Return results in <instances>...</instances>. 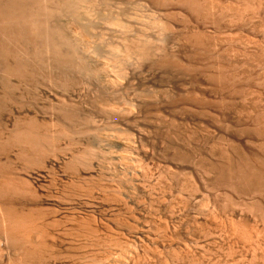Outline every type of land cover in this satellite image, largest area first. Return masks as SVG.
I'll list each match as a JSON object with an SVG mask.
<instances>
[{"label":"rangeland","instance_id":"obj_1","mask_svg":"<svg viewBox=\"0 0 264 264\" xmlns=\"http://www.w3.org/2000/svg\"><path fill=\"white\" fill-rule=\"evenodd\" d=\"M49 1V3H57V0ZM74 1L75 0L72 1L74 8H78H73L75 11L72 10V13H70L71 9L67 10L68 12L66 13L54 12V14H56L55 16L53 14L54 19H52L51 25L54 27L55 24V26L59 24L60 29L66 31L64 32L66 35L63 32L64 35H62L64 38L68 36L69 39H61V44L63 45V51L68 48L65 52L66 54H69L68 52L72 54L68 56L74 59L73 61L70 58L73 63L76 62L75 66L73 63L72 66L70 65L71 63L68 64L70 67L61 65L62 68L65 66L63 70L60 68V65L56 66L57 64L53 63L55 61H53L52 50H47L49 51L48 53L51 52L49 56L47 51L43 50V54H40L41 57L39 56V60L41 58L44 60V63L42 62L43 60L41 63L47 64L50 61L46 60L49 59L51 60L50 63H53L52 65L54 66L48 63L49 67L47 64L45 67L46 69L44 68L45 65L42 67V70L41 67L34 68L38 67L40 61L36 58L37 63L35 59H33V61L31 59L32 62L35 60L33 69L31 68L32 62L29 63L33 72L40 70L37 73L34 72L35 77L33 74H31L32 76L28 74L31 79L27 78V75L24 77L29 80H18L20 76L18 78L17 75L16 77L15 74H7L0 69V98H6L4 99L6 101H2L4 102V106H2L3 109L0 112L2 113L4 108L6 109L0 114L2 122L1 129L4 126V131H6V129H12V132L16 129V126L14 128L13 125H19L20 127L25 121L28 122L34 118V120L39 122L36 121L40 129H43L41 130L42 133L45 134L49 132L48 134L46 133L48 139L50 140V138L54 137V142L57 143H51L54 144L53 146L48 143L50 146L47 144L44 147V151L45 149L48 151L49 148L51 150H57L51 151L49 149L50 153L48 154V152H45V156L43 155L44 153L41 155L38 154L40 155L39 158L44 159L38 161L39 158L37 156L38 159L36 160L39 163L32 162L35 163V165L30 163L32 166L29 162L24 163L25 160L22 161V158L18 157V159H15V157L18 156V148L16 147L11 148V152L8 151L5 156L0 155L3 158L6 157L5 160L2 158V161H7L8 153H10V160H8V162L10 161L11 164L7 162V167L10 166L11 169H13L11 171L13 174L11 172L9 173L8 170L10 169L7 168L8 170H6V174H10L11 176L10 179L13 178V181L17 179L23 182L19 183L20 181L17 182L16 180L15 183H17V185L20 184L23 186L24 181L22 180L24 179L26 182L30 183L31 186H35V189H33V187H28L29 184L28 186H24V188L26 190V187H28L36 191L37 197L34 195V191V193L30 191L31 194L33 193L32 195L29 191H26L27 194H22V197L24 196L23 198L21 195H15L19 196L17 197L19 201L22 200V202H25L26 205L24 206H26V209H32L31 206L36 208L37 206L38 209H33L36 210V212L38 211L39 216L45 217L39 218V216H37L39 221L36 219V223H39V227H37H42V231L41 229L39 230L41 233L38 234L43 236L40 238L38 235V238V236L33 234L34 237H31L33 239L37 237L38 239H35L37 242H40L39 240L41 239L42 242H47L44 243V245H46H43L42 250L44 251V253L42 252V256L45 254L44 257H42V259H44V264H264V206H262L264 205V191H261L260 194L258 190L256 191L253 189L252 192L245 189L244 191V189L240 187H237L240 188V192L237 188V190L234 191L236 186L233 184L231 186V184H229L231 182L224 180L229 184L228 185L224 182H220L223 180L222 178V180H218L220 177L219 169L221 172L223 168L225 169L224 165L228 164L224 162H230L232 160L235 164L238 163V158L235 159L236 156L239 157V153L243 154L245 150L246 155L248 153L249 155L256 154L259 161L261 160L260 158H262V169L260 165H258L261 162L255 164V166L260 168L262 173L264 171V124L262 119L264 116L262 113L264 111V39H262L264 37V17H262V13H264V0H200L202 3L195 0V2L197 1V4H199V9L200 5L202 6L200 9L202 12H200L201 14L199 10L197 11L194 7V9L191 10V4L187 0H183L184 4L181 3V0H168L166 4L164 2L166 0H76V3ZM261 1L263 2L261 3ZM45 2H47V0H45ZM48 2L47 4H49ZM205 2H207V6L212 3L213 5H211V7L208 6L209 8L203 7L206 6ZM163 3L166 6H164ZM180 3L182 6H180ZM229 4L230 6H227ZM223 5L224 7L227 6L225 8L228 9H224ZM252 5L253 9L251 8ZM203 8L204 10H202ZM192 11H197L200 15H203V17L204 15L209 17L211 14L212 16L210 18H203L197 14V12L194 13ZM205 11H210L211 13H207L208 15L203 14L206 13ZM75 12H78L81 17H77L80 15ZM241 12L242 14H240ZM87 13L88 15L86 16ZM165 13H168V15ZM171 15H173V17H171ZM224 17H227V21ZM233 17L234 19H231ZM252 17L253 20H258L256 22L253 21ZM259 17H261V19ZM60 18L63 19V21ZM78 18L82 19L79 20ZM248 18L251 20H248ZM161 19H163L162 22ZM217 21L219 23H217ZM168 24L173 25V27H171V25L167 27ZM209 29L211 30L208 31ZM251 29L255 30L252 31ZM166 31L168 32V37L166 36ZM203 31L206 35H204L205 33ZM234 33L236 38L233 35ZM193 34H197V36L201 35L202 39L205 36L203 40H207L208 37L209 40L206 41V43H209V47L206 43V46H203L204 48L207 47L205 49L200 45H195L194 42L190 40V38L192 39V36H194ZM141 38H143L144 41ZM64 40L65 43L63 42ZM145 40L146 42H152L151 44L148 42L147 45ZM175 40H177V42ZM74 41L77 42L75 43ZM249 41L252 42L250 43ZM138 42L141 44L143 42L142 45L144 46L141 44L138 45ZM239 43H242V46ZM124 46H126L125 48L127 49H125ZM215 46L217 47L215 48ZM199 47H202V49ZM137 48H139L138 52ZM156 48H159L158 51L160 50V52H158ZM164 48L167 49V53L166 51L164 52ZM73 50L75 51L73 52ZM144 51L145 53L143 54L142 52ZM151 51H153V53ZM155 51L158 53H155ZM44 52L47 55H45ZM216 54L219 58L216 57ZM43 55L48 59H45ZM149 55L151 56L149 57ZM169 55H171L172 58H170ZM213 55H215L216 58ZM129 56L133 59H130ZM166 56H169L167 59L169 58L172 61H165ZM240 57L241 59H239ZM137 58L140 60H137ZM147 59L149 60L147 61ZM180 60L182 61L181 63H179ZM174 61L179 63H177V67ZM165 62H167V65ZM171 62L174 63L172 64ZM169 63L172 65H169ZM244 63H246L247 67ZM259 65L261 66L259 67ZM73 66L74 68H71ZM69 68L71 69L69 70ZM57 69L60 73L56 71ZM262 71L263 73H261ZM223 72L227 74V82L230 81L229 77H231V81H233L236 76L235 79L237 80L234 79V84L230 81L233 88H230V83H228V85L218 79H213V77L215 78V75L218 74H224L225 76ZM5 73L6 75H4ZM230 73L234 74V76H231ZM36 74H38V77H36ZM250 74L252 76H250ZM193 75H195V77ZM189 76L191 77L189 78ZM2 78L7 79L5 80ZM62 78L63 80H61ZM32 79H34V82ZM30 80L32 83L29 82ZM49 80L50 82H48ZM15 81L17 83H15ZM26 82L29 83L26 84ZM20 83H22V86ZM6 84H8V86ZM260 84H262L263 87H261ZM3 85H5V87ZM223 86L225 88H223ZM235 86L236 90L239 88H241V90L244 88L246 89L242 92L240 90L238 93V91L235 92L234 90ZM21 87H23V89ZM10 92L12 93L11 96H9ZM243 92L244 95L242 94ZM4 94H6L5 97ZM13 94L15 95L14 97H12ZM199 95L205 98L202 99ZM6 105H8V107ZM259 110H261V113L258 112ZM237 111H239V113ZM256 111L261 114V116L258 114L261 118L255 113ZM129 112L133 115L129 114ZM16 115L19 117V120ZM71 115L73 117H71ZM67 116L70 117L68 118ZM24 118H27V120H24ZM67 120H70V122ZM254 120L258 121L259 128L257 127L254 129L255 126L258 125H255L256 122ZM261 121L262 124L260 125ZM27 122L24 126L27 125ZM259 129L262 130L260 131ZM253 130H258L259 132ZM260 132L262 133L258 135ZM58 133H63L64 135L61 136ZM5 135L7 136V131ZM5 135L3 136L5 137ZM57 135L58 137H56ZM55 138L60 139H58V141ZM232 139L233 144L230 143ZM51 140L49 142H52ZM221 141L222 143H220ZM15 150L17 151L16 154ZM84 152L86 155L88 153L89 155L87 156L89 157H85ZM222 153H225V156H227V154L229 156L230 154L231 156L229 157H232L235 161L224 155L223 158L226 160L223 161ZM237 153L239 155H237ZM72 154L78 155L76 157V155L73 156ZM80 154L83 155L80 156ZM90 154L92 158H90ZM234 154L236 155L235 157L233 156ZM72 157H74V159L79 158L74 160ZM82 157L83 159L88 158L86 159L87 161L85 160L84 162ZM67 160L69 161L68 165H66ZM71 160L72 163H75L74 166L72 165L73 167L71 166L72 163H70ZM88 161L91 163L90 166L88 165L89 163H86ZM222 162L224 164H222ZM36 163L40 164H37L39 167L36 166ZM80 163H82L83 166ZM85 164H87L88 167ZM212 164L214 165L212 166ZM219 164H222L223 167ZM199 166L202 169H200ZM16 167L19 169L17 170ZM207 170L209 171L207 172ZM209 175H211L210 178L208 177ZM16 176L17 178H15ZM26 178L29 180H26ZM28 183H26V185ZM230 188L231 190H229ZM254 191H256V194ZM89 192L91 194H89ZM14 197L13 195V198ZM36 198L39 199L37 200ZM13 200L16 201L15 199ZM29 201L30 203L35 202V204L31 203L32 205L30 204L31 206H28ZM16 203L19 202L16 201ZM23 203L20 202L22 205ZM1 234L0 240L2 242H0V249H2L1 252H4V254L2 253L3 255H1L0 252V263L6 264L8 262L9 264V261H17L19 250L12 245L16 253L13 251L11 245H7L9 249H12V251L9 250L6 244L7 242H9L8 244L11 242L9 239H6V233L2 234L3 236H1ZM46 235L53 236L49 237ZM47 244L49 246H47ZM45 247L48 253L44 249ZM13 252L16 253L15 256L18 255V257L16 256L17 258L10 259V257L13 256ZM57 254L59 256L58 258ZM45 257L48 261H46ZM15 261L13 262L15 263Z\"/></svg>","mask_w":264,"mask_h":264},{"label":"bare ground","instance_id":"obj_2","mask_svg":"<svg viewBox=\"0 0 264 264\" xmlns=\"http://www.w3.org/2000/svg\"><path fill=\"white\" fill-rule=\"evenodd\" d=\"M49 0H47V2H48ZM56 1V0H55ZM59 0H57V3H49V4H47V2H45V0H0V69H1V71L2 72H6L7 74L8 73H10V74H15V76L17 75L18 76V78H19V76H20V78L18 79V80H21V81H26V80H29V79H27V78H30L31 79V77H29L31 74H33V76L35 75L34 74V72L35 73H37L39 70L38 69H36V70H38L37 72L36 71H34L33 72V64H35L34 62H35V60H36V62H37V59L39 60V56H40V54L42 55L43 54V50L44 51H47V50H52L51 52H52V57H53V61H55V62H53L54 64L56 63L57 65L56 66H58V65H60V68H62L61 67V65H67L68 67H70L68 64H70L71 66L74 64V66H75V64H76V62H72L71 61V56L69 57L68 55L70 54V52H68L69 54H66L65 52H66V50L68 49L67 47H65V48H67V49H65V51H63V45L61 44V39H63L64 38V34L66 35V33H64V32H66V31H62L61 29H60V25L59 24H57V26H55L54 25V27H53V25H51V21H52V19H54V16H55V14H54V12H68L67 10H69V9H71V12L70 13H72V10L73 11H75L74 9L75 8H78V7H75L74 8V4L72 3V1L73 0H60L59 2H58ZM76 1V0H75ZM74 1V2H75ZM84 1H88V0H84ZM155 1V0H154ZM159 1V0H158ZM162 1V0H161ZM171 1V0H170ZM170 1H169V3H170ZM179 1V0H178ZM188 2H190V4H191V7H192V9L191 10H193L194 8H196L197 9V11L199 10V13L201 12V8H202V6L200 5V9H199V4H197V1L195 2V0H191V1H189V0H187ZM187 1H186V3H187ZM199 2H201L200 0H198ZM203 1V0H202ZM214 1V0H213ZM229 1V0H228ZM237 1V0H236ZM243 1V0H242ZM253 1H255V0H253ZM252 1V2H253ZM92 2V1H91ZM106 2V1H105ZM165 2V4L168 2V0H166V1H164ZM177 2V1H176ZM185 2V1H184ZM251 2V3H252ZM257 2V1H256ZM263 1H261V3H262ZM76 3V2H75ZM80 3V2H79ZM86 3V2H85ZM84 3V4H85ZM107 3V2H106ZM158 3V2H157ZM160 3V2H159ZM173 3H174V1H173ZM181 3L182 4H184L183 3V0H181ZM181 3H180V6H182L181 5ZM202 3V2H201ZM206 3V6H203V7H207V8H209L208 6H210L211 7V5H213V3L211 4V5H208L207 6V2H205ZM226 3V2H225ZM232 3V2H231ZM244 3V2H243ZM72 4H73V6H72ZM87 4V3H86ZM90 4V3H89ZM105 4V3H104ZM153 4V3H152ZM164 4V3H163ZM164 4V6H166ZM179 4V3H178ZM177 4V5H178ZM189 4V3H188ZM189 4V5H190ZM220 4V3H219ZM235 4V3H234ZM246 4V3H245ZM259 4V3H258ZM80 5H82V4H80ZM95 5V4H94ZM158 5V4H157ZM170 5H171V3H170ZM187 5V4H186ZM256 5V4H255ZM88 6V5H87ZM154 6V5H153ZM160 6V5H159ZM176 6V5H175ZM188 6V5H187ZM227 6H230V4L229 5H227ZM227 6H225V7H227ZM247 6V5H246ZM257 6V5H256ZM264 6V5H263ZM81 7H83V6H81ZM90 7H92V6H90ZM173 7V6H172ZM194 7V8H193ZM213 7V6H212ZM224 7V5H223V8L224 9H228V8H225ZM233 7V6H232ZM243 7H245V6H243ZM259 7V6H258ZM261 7V6H260ZM74 8V9H73ZM83 8H85V7H83ZM82 8V9H83ZM161 8H163V7H161ZM206 8V9H207ZM222 8V7H221ZM252 9H253V5H252V7H251ZM257 8V7H256ZM255 8V9H256ZM262 8V7H261ZM97 9V8H96ZM178 9V8H177ZM180 9H182V8H180ZM179 9V10H180ZM205 9V10H206ZM218 9V8H217ZM230 9V8H229ZM248 9H250V8H248ZM247 9V10H248ZM251 9V10H252ZM260 9V8H259ZM183 10V9H182ZM189 10V9H188ZM202 10H204V8L202 9ZM233 10V9H232ZM245 10H246V8H245ZM250 10V11H251ZM258 10V9H257ZM76 11H78V10H76ZM88 11H90V10H88ZM165 11V10H164ZM168 11V10H167ZM171 11V10H170ZM169 11V12H170ZM195 11V10H194ZM194 11H192V12H194ZM196 11V12H197ZM212 11V10H211ZM214 11V10H213ZM227 11V10H226ZM230 11V10H229ZM228 11V12H229ZM236 11V10H235ZM241 11V10H240ZM244 11V10H243ZM256 11V10H255ZM263 11V10H262ZM81 12V11H80ZM94 12H95V10H94ZM101 12V11H100ZM162 12V11H161ZM196 12H194V13H196ZM204 12V11H203ZM206 13H203V14H206V15H208L207 13H211L210 11H205ZM223 12V11H222ZM225 12V11H224ZM227 12V13H228ZM231 12V11H230ZM69 13V14H70ZM76 13V12H75ZM74 13V14H75ZM78 13V12H77ZM76 13V14H77ZM160 13V12H159ZM164 13V12H163ZM173 13H175V12H173ZM180 13V12H179ZM186 13V12H185ZM190 13V12H189ZM198 12H197V14H199ZM202 13V12H201ZM200 13V14H201ZM221 13V12H220ZM226 13V12H225ZM239 13V12H238ZM247 13H248V11H247ZM250 13V12H249ZM252 13V12H251ZM256 13V12H255ZM254 13V14H255ZM53 14H54V16H53ZM68 14V15H69ZM76 14H75V17H76ZM79 14V13H78ZM90 14V13H89ZM150 14V13H149ZM153 14V13H152ZM166 15H168V13H165ZM171 14H172V12H171ZM183 14V13H182ZM199 14V15H200ZM219 14V13H218ZM221 14H223V13H221ZM232 14H233V11H232ZM240 14H242V12L240 13ZM245 14V13H244ZM263 14V16L262 17H264V13H262ZM59 15H61V14H59ZM71 15V14H70ZM80 15V14H79ZM82 15H83V13H82ZM88 15V13L86 14V16ZM99 15V14H98ZM157 15V14H156ZM162 15V14H161ZM180 15H181V13H180ZM220 15V14H219ZM228 15V14H227ZM226 15V16H227ZM235 15V14H234ZM247 15V14H246ZM91 16H92V14H91ZM96 16V15H95ZM154 16V15H153ZM164 16V15H163ZM174 16H176V15H174ZM179 16V15H178ZM183 16H184V14H183ZM196 16V15H195ZM201 17H203V15H200ZM211 16H212V14H211ZM211 16H209V17H207V16H205L204 15V17H207V18H210ZM216 16V15H215ZM221 16V15H220ZM223 16V15H222ZM230 16V15H229ZM236 16V15H235ZM259 16V15H258ZM77 17H81V15L80 16H77ZM94 17V16H93ZM103 17V16H102ZM171 17H173V15H171ZM180 17V16H179ZM203 17V18H204ZM219 17V16H218ZM228 17V16H227ZM227 17L225 18V20L227 19ZM254 17V16H253ZM253 17H252V20H253ZM257 17V16H256ZM68 18H69V16H68ZM155 18V17H154ZM159 18V17H158ZM157 18V19H158ZM160 18H162V17H160ZM177 18V17H176ZM175 18V19H176ZM206 18V19H207ZM213 18V17H212ZM223 18V17H222ZM238 18V17H237ZM246 18V17H245ZM260 19H261V17H259ZM61 19V18H60ZM79 20H81L80 18H78ZM84 19H85V17H84ZM91 19L93 20V18L91 17ZM99 19H100V17H99ZM174 19V18H173ZM184 19H185V17H184ZM183 19V20H184ZM230 19V18H229ZM228 19V20H229ZM231 19H234V17L233 18H231ZM242 19V18H241ZM62 21H63V19H61ZM72 20L74 21V19H73V17H72ZM77 20V19H76ZM187 20V19H186ZM210 20V19H209ZM213 20V19H212ZM224 20V19H223ZM248 20H251V19H249L248 18ZM258 20V19H257ZM256 20V21H257ZM56 21V20H55ZM84 21V20H83ZM163 21V19H161V22ZM168 21H169V19H168ZM190 21V20H189ZM200 21V20H199ZM215 21V20H214ZM213 21V22H214ZM227 21V20H226ZM231 21V20H230ZM241 21V20H240ZM253 21H255V20H253ZM252 21V22H253ZM255 21V22H256ZM261 21V20H260ZM81 22V21H80ZM91 22V21H90ZM153 22H154V20H153ZM159 22V21H158ZM157 22V23H158ZM179 22V21H178ZM191 22V21H190ZM221 22V21H220ZM223 22V21H222ZM242 22V21H241ZM261 22H263V21H261ZM59 23V22H58ZM83 23V22H82ZM157 23H155V24H157ZM165 23V22H164ZM215 23V22H214ZM217 23H219L218 21H217ZM236 23H238V22H236ZM248 23V22H247ZM70 24V23H69ZM71 24H74V23H71ZM155 24H153V25H155ZM159 24V23H158ZM173 24V23H172ZM187 24V23H186ZM193 24H195V23H193ZM226 24V23H225ZM233 24V23H232ZM58 25H59V27H58ZM61 25H62V23H61ZM68 25V24H67ZM66 25V26H67ZM79 25V24H78ZM88 25H89V23H88ZM152 25V24H151ZM171 25V24H170ZM169 24L167 25V27L168 26H170ZM179 25V24H178ZM204 25H206V24H204ZM203 25V26H204ZM222 25V24H221ZM227 25V24H226ZM245 25V24H244ZM251 25V24H250ZM259 25H260V23H259ZM66 26H65V28H66ZM86 26V25H85ZM186 26V25H185ZM194 26H196V25H194ZM200 26V25H199ZM215 26V25H214ZM213 26V27H214ZM218 26V25H217ZM224 26V25H223ZM247 26V25H246ZM254 26V25H253ZM261 26V25H260ZM259 26V27H260ZM152 27H154V26H152ZM162 27V26H161ZM160 27V28H161ZM164 27V26H163ZM165 27H166V25H165ZM171 27H173V25H171ZM211 27V26H210ZM219 27V26H218ZM227 27V26H226ZM249 27V26H248ZM62 28H63V26H62ZM71 28V27H70ZM87 28V27H86ZM151 28V27H150ZM159 28V27H158ZM176 28V27H175ZM215 28V27H214ZM213 28V29H214ZM221 28V27H220ZM256 28V27H255ZM262 28V27H261ZM260 28V29H261ZM68 29V28H67ZM78 29H80V28H78ZM83 29V28H82ZM90 29V28H89ZM92 29V28H91ZM157 29V28H156ZM168 29V28H167ZM186 29V28H185ZM198 29V28H197ZM206 29H208V28H206ZM248 29V28H247ZM250 29V28H249ZM71 30V29H70ZM84 30V29H83ZM83 30H81V31H83ZM161 30V29H160ZM168 30H170V29H168ZM172 30H173V28H172ZM176 30V29H175ZM174 30V31H175ZM191 30V29H190ZM211 29H209L208 31H210ZM219 30V29H218ZM217 30V31H218ZM252 30V29H251ZM255 30V29H254ZM254 30H252V31H254ZM263 30H264V28H263ZM69 31V30H68ZM67 31V32H68ZM73 31V30H72ZM80 31V30H79ZM159 31V30H158ZM162 31V30H161ZM163 31H164V29H163ZM186 31V30H185ZM207 31V30H206ZM259 31V30H258ZM260 31H262V30H260ZM64 34H63V33ZM89 32V31H88ZM156 32V31H155ZM180 32V31H179ZM204 32V31H203ZM202 32V33H203ZM212 32V31H211ZM249 32V31H248ZM263 32V31H262ZM86 33V32H85ZM164 33V32H163ZM167 31H166V36H167ZM174 33V32H173ZM191 33V32H190ZM197 33V32H196ZM201 33V32H200ZM199 33V34H200ZM205 33V32H204ZM208 33V32H207ZM259 33V32H258ZM63 34V35H62ZM69 34V33H68ZM73 34V33H72ZM146 34V33H145ZM159 34V33H158ZM192 34V33H191ZM210 34V33H209ZM213 34V33H212ZM238 34H240V33H238ZM244 34V33H243ZM252 34H253V32H252ZM78 35V34H77ZM83 35H84V33H83ZM163 35V34H162ZM181 35H182V33H181ZM186 35V34H185ZM187 35H188V32H187ZM186 35V36H187ZM194 36H192V39L190 38V40H192L193 42H194V44L195 45H200V46H206L205 45V43H206V41H208L209 39H208V37H207V40H203L204 38H205V36H204V38L202 39V37H201V35H198L197 36V34H193ZM204 35H206V33L204 34ZM222 35V34H221ZM220 35V36H221ZM232 35V34H231ZM234 36H235V38H236V35H235V33L233 34ZM259 35V34H258ZM262 35V34H261ZM150 36V35H149ZM166 36H165V38H166ZM170 36V35H169ZM224 36V35H223ZM222 36V37H223ZM225 36H226V34H225ZM254 36V35H253ZM260 36V35H259ZM72 37V36H71ZM77 37H79V36H77ZM87 37H90V36H87ZM161 37V36H160ZM168 37V36H167ZM215 37V36H214ZM238 37V36H237ZM67 38H68V36H67ZM67 38H64L65 40L67 39ZM85 38V37H84ZM137 38V37H136ZM140 38V37H139ZM146 38V37H145ZM229 38V37H228ZM69 39V38H68ZM71 39V38H70ZM72 39H73V37H72ZM129 39V38H128ZM142 40H143V38H141ZM157 39H158V37H157ZM160 39V38H159ZM163 39V38H162ZM232 39V38H231ZM243 39V38H242ZM248 39H250V38H248ZM262 39H264V37L262 38ZM65 40L63 41L64 43H65ZM83 40V39H82ZM212 40V39H211ZM221 40V39H220ZM245 40V39H244ZM261 40V39H260ZM84 41V40H83ZM136 41V40H135ZM144 41V40H143ZM159 41V40H158ZM176 42H177V40H175ZM185 41V40H184ZM215 41V40H214ZM242 41V40H241ZM253 41V40H252ZM251 41V42H252ZM75 42V41H74ZM77 42V41H76ZM75 42V43H76ZM133 42V41H132ZM145 42H146V40H145ZM144 42V43H145ZM148 42H150V41H147L146 43H147V45H148ZM152 42V41H151ZM151 42L149 43V44H151ZM183 42V41H182ZM189 42V41H188ZM188 42H187V44H188ZM210 42V41H209ZM231 42V41H230ZM250 42V41H249ZM250 42V43H251ZM257 42V41H256ZM63 43V44H64ZM67 43V42H66ZM135 43H137V42H135ZM134 43V44H135ZM155 43V42H154ZM160 43V42H159ZM179 43V42H178ZM191 43V42H190ZM131 44V43H130ZM141 43H139L138 42V45H140ZM142 44H143V42H142ZM141 44V45H142ZM207 44V46H208V42L206 43ZM237 44V43H236ZM239 44H241V46H242V43H239ZM75 45V44H74ZM78 45V44H77ZM124 45V44H123ZM127 45V44H126ZM138 45H137V47H138ZM147 45H146V47H147ZM152 45H153V43H152ZM163 45V44H162ZM215 45V44H214ZM248 45H249V43H248ZM251 45H253V44H251ZM255 45H257V44H255ZM259 45V44H258ZM70 46H71V41H70ZM73 46V45H72ZM128 46V45H127ZM133 46H135V45H133ZM132 46V47H133ZM142 46H144V45H142ZM150 46V45H149ZM197 46V47H198ZM232 46V45H231ZM76 47V46H75ZM80 47V46H79ZM126 46H124V48H125ZM129 47V46H128ZM136 47V46H135ZM158 47V46H157ZM174 47V46H173ZM192 47V46H191ZM190 47V48H191ZM202 47H199V48H201L202 49ZM209 47V46H208ZM217 46H215V48H216ZM246 47V46H245ZM244 47V48H245ZM249 47V46H248ZM257 47V46H256ZM264 47V46H263ZM73 48V47H72ZM89 48V47H88ZM131 48V47H130ZM172 48V47H171ZM198 48V49H199ZM205 48H207V47H205ZM204 47H203V49H205ZM77 49H78V47H77ZM125 49H127V48H125ZM129 49V48H128ZM138 49L139 48H137V52H138ZM142 49V48H141ZM148 49V48H147ZM159 49V48H158ZM158 49L156 48V50L158 51ZM163 49V48H162ZM161 49V50H162ZM165 49V48H164ZM169 49V48H168ZM198 49H197V51H198ZM226 49H228V48H226ZM225 49V50H226ZM233 49V48H232ZM263 49V48H262ZM72 50V49H71ZM76 50V49H75ZM75 50H73V52L75 51ZM132 50V49H131ZM134 50V49H133ZM144 50V49H143ZM155 50V49H154ZM167 49H165L164 50V52L166 51ZM180 50H182V49H180ZM70 51V50H69ZM76 51H78V50H76ZM135 51V50H134ZM146 51V50H145ZM145 51L144 52H142L143 54L145 53ZM157 51H155V53L157 52ZM176 51V50H175ZM188 51V50H187ZM199 51H200V49H199ZM216 51V50H215ZM249 51H251V50H249ZM264 51V50H263ZM262 51V52H263ZM49 51H47V53H48ZM50 52V53H51ZM152 53H153V51H151ZM150 52V53H151ZM158 52H160V50L158 51ZM157 52V53H158ZM212 52V51H211ZM50 53H48V56L50 55ZM127 53V52H126ZM166 53H167V51H166ZM193 53V52H192ZM207 53V52H206ZM232 53V52H231ZM236 53V52H235ZM44 54L45 55H47L45 52H44ZM74 54V53H73ZM133 54V53H132ZM138 54V53H137ZM171 54V53H170ZM208 54V53H207ZM227 54V53H226ZM229 54V53H228ZM45 55H43V57L45 56ZM70 55H72V54H70ZM75 55H76V53H75ZM136 55V54H135ZM135 55H133V56H135ZM159 55V54H158ZM168 55V54H167ZM180 55V54H179ZM182 55H183V53H182ZM181 55V56H182ZM193 55V54H192ZM220 55V54H219ZM223 55V54H222ZM230 55V54H229ZM254 55V54H253ZM264 55V54H263ZM74 56V55H73ZM72 56V57H73ZM138 56V55H137ZM136 56V57H137ZM151 55H149V57H150ZM153 56V55H152ZM162 56V55H161ZM170 56V58H172V56L171 55H169ZM169 56H166V60L165 61H167V60H170L169 58L167 59V57H169ZM185 56V55H184ZM214 57H215V55H213ZM236 56V55H235ZM250 56V55H249ZM249 56H247V57H249ZM41 57V56H40ZM74 57H76V56H74ZM130 57V56H129ZM129 57H127V58H129ZM135 57V58H136ZM140 57H141V55H140ZM156 57V56H155ZM158 57V56H157ZM175 57H176V55H175ZM186 57V56H185ZM193 57H195V56H193ZM210 57V56H209ZM216 57H218L219 58V56H217V54H216ZM215 57V58H216ZM252 57V56H251ZM37 58V59H36ZM45 58V57H44ZM50 58V57H49ZM71 58V59H70ZM78 58V57H77ZM139 58V57H138ZM137 58V60H140V59H138ZM163 58V57H162ZM197 58V57H196ZM215 58H213V59H215ZM234 58V57H233ZM255 58V57H254ZM253 58V59H254ZM260 58V57H259ZM31 59H32V61H33V59H35L34 60V62H32L31 61ZM45 59H48V58H45ZM50 59H52V58H50ZM130 59H133V58H131L130 57ZM155 59V58H154ZM161 59V58H160ZM174 59V58H173ZM175 59H177V58H175ZM205 59V58H204ZM208 59V58H207ZM239 59H241V57L239 58ZM252 59V60H253ZM43 60V58H41L39 61V63H40V66H39V63H38V67H34V68H40L41 67V70H42V67L44 66V68L47 66V64L49 63V64H53V63H50L51 62V60H46V61H50V62H48L47 64H43L44 63V60ZM73 61H74V59H72ZM77 60H79V59H77ZM85 60V59H84ZM87 60V59H86ZM149 59H147V61H148ZM159 60V59H158ZM178 60V59H177ZM183 60V59H182ZM258 60V59H257ZM41 61L43 62V63H41ZM83 61V60H82ZM82 61H81V63H82ZM132 61V60H131ZM130 61V62H131ZM170 61H172V60H170ZM176 61V60H175ZM174 61V62H175ZM209 61V60H208ZM217 61V60H216ZM245 61H247V60H245ZM251 61V60H250ZM30 62H32V67L30 66ZM78 62V61H77ZM85 62V61H84ZM137 62V61H136ZM153 62V61H152ZM157 62V61H156ZM174 62H171L172 64L174 63ZM182 61L180 60L179 61V63H181ZM198 62V61H197ZM240 62V61H239ZM252 62V61H251ZM73 63V64H72ZM79 63V62H78ZM151 63V62H150ZM155 63V62H154ZM158 63V62H157ZM167 62H165V64H166ZM171 63H169V65L171 64ZM178 63V62H177ZM177 63L175 62V66L177 67ZM178 63V64H179ZM215 63V62H214ZM224 63H225V60H224ZM237 63V62H236ZM41 64H42V66H41ZM49 64H48V67H49ZM87 64V63H86ZM164 64V65H165ZM171 64V65H172ZM212 64V63H211ZM243 64V63H242ZM245 65H246V63H244ZM260 64V63H259ZM37 65V64H36ZM51 65H50V67H51ZM136 65V64H135ZM138 65V64H137ZM142 65V64H141ZM167 65V64H166ZM182 65V64H181ZM192 65V64H191ZM190 65V66H191ZM216 65V64H215ZM231 65V64H230ZM249 65V64H248ZM35 66V65H34ZM52 66H54V65H52ZM65 66L63 67V68H65ZM74 66L73 67H71V68H74ZM83 66V65H82ZM186 66V65H185ZM207 66V65H206ZM235 66V65H234ZM233 66V67H234ZM254 66V65H253ZM261 65H259V67H260ZM264 66V65H263ZM32 69H31V68ZM47 67V68H48ZM142 67H144V66H142ZM173 67V66H172ZM175 67V68H176ZM189 67V66H188ZM203 67V66H202ZM229 67V66H228ZM227 67V68H228ZM240 67H242V66H240ZM246 67H247V65H246ZM252 67V66H251ZM255 67V66H254ZM57 68H59V67H57ZM59 68V69H60ZM62 68V69H63ZM71 68H69V70L71 69ZM77 68V67H76ZM80 68V67H79ZM83 68V67H82ZM85 68V67H84ZM137 68V67H136ZM161 68H163V67H161ZM170 68V67H169ZM174 68V67H173ZM214 68V67H213ZM220 68V67H219ZM46 69V68H45ZM48 69H51V68H48ZM179 69V68H178ZM189 69V68H188ZM192 69V68H191ZM198 69V68H197ZM235 69V68H234ZM243 69V68H242ZM251 69V68H250ZM250 69H248V70H250ZM257 69H258V67H257ZM35 70V69H34ZM52 70V69H51ZM50 70V71H51ZM64 70V69H63ZM62 70V71H63ZM82 70V69H81ZM88 70V69H87ZM166 70V69H165ZM183 70V69H182ZM203 70V69H202ZM216 70V69H215ZM220 70V69H219ZM239 70V69H238ZM261 70H262V68H261ZM264 70V69H263ZM49 71V70H48ZM54 71V70H53ZM56 71H58V69L56 70ZM61 71V70H60ZM66 71H68V70H66ZM65 71V72H66ZM83 71H84V69H83ZM181 71V70H180ZM195 71H196V69H195ZM218 71V70H217ZM223 71V70H222ZM222 71H220V72H222ZM230 71H232V70H230ZM253 71V70H252ZM46 72H47V70H46ZM59 72V71H58ZM76 72V71H75ZM89 72H90V70H89ZM206 72V71H205ZM215 72V71H214ZM6 73L4 74V75H6ZM42 73L44 74V72L42 71ZM50 73V72H49ZM60 73V72H59ZM68 73V72H67ZM142 73V72H141ZM173 73V72H172ZM171 73V74H172ZM186 73V72H185ZM192 73V72H191ZM196 73V72H195ZM217 73H219V72H217ZM223 73H225V76H224V74L222 75V74H218V75H215V78L213 77V79H218V80H220L221 82H224V83H230V88L232 87L231 86V82L233 83H235V81H234V79H235V77H234V79H233V81H231V77H229V75H228V77H229V79H230V81H228L227 82V74H226V72H223ZM234 73V72H233ZM254 73V72H253ZM256 73V72H255ZM259 73V72H258ZM261 73H263V71L261 72ZM28 74H29V76H28ZM65 74V73H64ZM63 74V75H64ZM176 74V73H175ZM181 74V73H180ZM199 74V73H198ZM209 74V73H208ZM246 74V73H245ZM27 75V78L25 79L24 77ZM38 74H36V77H38L37 76ZM53 75H54V73H53ZM63 75H61V76H63ZM73 75V74H72ZM211 75V74H210ZM230 75L232 76H234V74H231L230 73ZM247 75V74H246ZM248 75H249V73H248ZM7 76H9V75H7ZM6 76V77H7ZM11 76H14V75H11ZM16 76V77H17ZM32 76V75H31ZM42 76V75H41ZM52 76V75H51ZM58 76H60V75H58ZM160 76V75H159ZM186 76V75H185ZM184 76V77H185ZM194 77H195V75H193ZM199 76H201V75H199ZM209 76V75H208ZM213 76H214V74H213ZM250 76H252L251 74H250ZM21 77H23V78H21ZM35 77V76H34ZM53 77V76H52ZM56 77V76H55ZM67 77H68V75H67ZM191 76H189V78H190ZM207 77V76H206ZM205 77V78H206ZM211 77V76H210ZM253 77H254V75H253ZM258 77H259V75H258ZM13 78V77H12ZM33 78V77H32ZM46 78V77H45ZM147 78V77H146ZM175 78H177V77H175ZM188 78V79H189ZM197 78V77H196ZM199 78V77H198ZM240 78V77H239ZM250 78V77H249ZM2 79H5V78H2ZM1 79V80H2ZM7 79V78H6ZM5 79V80H6ZM9 79V78H8ZM24 79V80H23ZM47 79V78H46ZM49 79H51V78H49ZM56 79V78H55ZM65 79H67V78H65ZM186 79V78H185ZM251 79H252V77H251ZM250 79V80H251ZM14 80V79H13ZM33 80V82H34V79H32ZM35 80H37V79H35ZM51 80H53V79H51ZM61 80H63V78L61 79ZM60 80V81H61ZM69 80H70V78H69ZM76 80V79H75ZM203 80V79H202ZM235 80H237V79H235ZM263 80V79H262ZM20 81V82H21ZM38 81V80H37ZM54 81V80H53ZM60 81H58V82H60ZM68 81V80H67ZM73 81H74V79H73ZM190 81V80H189ZM188 81V82H189ZM194 81V80H193ZM205 81V80H204ZM240 81V80H239ZM238 81V82H239ZM2 82V81H1ZM10 82V81H9ZM29 82H31V80L29 81ZM29 82H26V84L27 83H29ZM48 82H50V80L48 81ZM57 82V81H56ZM63 82H66V81H63ZM62 82V83H63ZM178 82V81H177ZM181 82V81H180ZM185 82V81H184ZM245 82V81H244ZM259 82V81H258ZM8 83V82H7ZM15 83H17L16 81H15ZM32 83V82H31ZM36 83V82H35ZM38 83V82H37ZM183 83V82H182ZM191 83V82H190ZM233 83V84H234ZM243 83V82H242ZM261 83V82H260ZM263 83V82H262ZM5 84V83H4ZM12 84V83H11ZM39 84V83H38ZM51 84V83H50ZM70 84V83H69ZM72 84H73V82H72ZM178 84V83H177ZM181 84V83H180ZM241 84V83H240ZM246 84V83H245ZM0 85H1V83H0ZM7 86H8V84H6ZM20 85L22 86V83H20ZM56 85V84H55ZM62 85V84H61ZM229 85V84H228ZM228 85H225V86H228ZM252 85V84H251ZM257 85V84H256ZM261 85V87H263L262 86V84H260ZM4 87H5V85H3ZM6 86V87H7ZM18 86V85H17ZM66 86V85H65ZM64 86V87H65ZM68 86H70V85H68ZM155 86V85H154ZM187 86V85H186ZM216 86V85H215ZM246 86V85H245ZM3 87V88H4ZM10 87V86H9ZM24 87V86H23ZM23 87H21L22 89H23ZM193 87V86H192ZM209 87V86H208ZM244 87V86H243ZM14 88V87H13ZM19 88V87H18ZM27 88V87H26ZM33 88H35V87H33ZM66 88V87H65ZM64 88V89H65ZM69 88V87H68ZM150 88V87H149ZM177 88V87H176ZM200 88V87H199ZM223 88H225L224 86H223ZM233 88V87H232ZM1 89V88H0ZM7 89V88H6ZM151 89V88H150ZM209 89V88H208ZM243 89V88H242ZM246 88H244L243 90H245ZM4 90V89H3ZM14 90H15V88H14ZM19 90V89H18ZM21 90V89H20ZM190 90V89H189ZM193 90V89H192ZM230 90V89H229ZM235 92H237L238 91V93H239V91L241 90V88H239L238 90H236V86H235ZM243 90H241V92L243 91ZM8 91V90H7ZM10 91V90H9ZM28 91V90H27ZM153 91V90H152ZM156 91V90H155ZM166 91V90H165ZM203 91V90H202ZM209 91V90H208ZM4 92V91H3ZM12 92V91H11ZM6 93V94H8L9 96H11V94L12 93ZM23 92V91H22ZM175 92V91H174ZM188 92V91H187ZM195 92V91H194ZM200 92V91H199ZM215 92V91H214ZM5 93V92H4ZM13 93H14V91H13ZM192 93H193V91H192ZM259 93V92H258ZM6 94H4V97H5V95ZM184 94V93H183ZM190 94V93H189ZM243 95H244V92L242 93ZM256 94V93H255ZM264 94V93H263ZM1 95V94H0ZM254 95V94H253ZM15 95L13 94V96L12 97H14ZM184 96V95H183ZM190 96V95H189ZM191 96H192V94H191ZM200 96V95H199ZM258 96V95H257ZM3 97V98H4ZM7 97V96H6ZM169 97V96H168ZM197 97V96H196ZM201 97V96H200ZM238 97V96H237ZM253 97V96H252ZM263 97V96H262ZM2 98V97H1ZM0 98V112H1V110L3 109L2 108V106H4L3 105V103L4 102H2V101H6V100H4V99H6V98H4V99H1ZM202 99L203 98H205V97H201ZM200 98V99H201ZM220 98H222V97H220ZM249 98V97H248ZM12 99V98H11ZM11 99H10V101H11ZM18 99H19V97H18ZM210 99V98H209ZM213 99V98H212ZM235 99V98H234ZM17 100V99H16ZM20 100V99H19ZM24 100H25V98H24ZM220 100V99H219ZM232 100V99H231ZM242 100V99H241ZM244 100H245V98H244ZM9 101V100H8ZM9 101V102H10ZM221 101V100H220ZM246 101V100H245ZM248 101V100H247ZM258 101V100H257ZM256 101V102H257ZM8 102V103H9ZM15 102H17V101H15ZM22 102V101H21ZM237 102V101H236ZM241 102V101H240ZM251 102V101H250ZM7 103V104H8ZM11 103V102H10ZM12 103H13V101H12ZM18 103V102H17ZM192 103V102H191ZM221 103V102H220ZM225 103V102H224ZM255 103V102H254ZM5 104H6V102H5ZM14 104V103H13ZM19 104V103H18ZM18 104H16V105H18ZM169 104V103H168ZM177 104V103H176ZM234 104V103H233ZM260 104H261V102H260ZM223 105V104H222ZM250 105V104H249ZM7 107H8V105H6ZM15 106V105H14ZM18 106H20V105H18ZM201 106V105H200ZM215 106V105H214ZM213 106V107H214ZM251 106V105H250ZM21 107H24V106H21ZM21 107H19V108H21ZM184 107V106H183ZM199 107V106H198ZM212 107V106H211ZM225 107V106H224ZM239 107V106H238ZM11 108H12V106H11ZM171 108H173V107H171ZM178 108V107H177ZM202 109V108H201ZM227 109V108H226ZM251 109V108H250ZM249 109V110H250ZM261 109V108H260ZM6 109L4 108V110L3 111H5ZM9 110V109H8ZM21 110V109H20ZM66 110H67V108H66ZM199 110V109H198ZM3 111H2V113H3ZM22 111V110H21ZM135 111V110H134ZM242 111H244V110H242ZM261 110H259L258 112H260ZM14 112V111H13ZM61 112V111H60ZM63 112V111H62ZM194 112H195V110H194ZM231 112V111H230ZM238 113H239V111H237ZM247 112V111H246ZM257 111L255 112V113H257V115L258 114H260V113H258ZM2 113H0V114H2ZM7 113V112H6ZM9 113V112H8ZM10 113H11V111H10ZM22 113V112H21ZM69 113V112H68ZM197 113V112H196ZM237 113V114H238ZM263 113V115H264V111L262 112ZM13 114V113H12ZM24 114V113H23ZM28 114V113H27ZM71 114V113H70ZM129 114H131L130 112H129ZM174 114H175V112H174ZM210 114V113H209ZM216 114V113H215ZM230 114V113H229ZM235 114V113H234ZM236 114V115H237ZM249 114V113H248ZM4 115V114H3ZM10 115V114H9ZM30 115V114H29ZM131 115H133V114H131ZM135 115V114H134ZM189 115V114H188ZM200 115V114H199ZM202 115V114H201ZM243 115V114H242ZM241 115V116H242ZM256 115V114H255ZM257 115H256V117H257ZM262 115V116H263ZM1 116V115H0ZM17 116V115H16ZM22 116V115H21ZM77 116V115H76ZM206 116V115H205ZM237 116H239V115H237ZM259 116V115H258ZM260 116H261V114H260ZM259 116V118H261ZM18 117V116H17ZM61 117V116H60ZM68 118L70 117V116H67ZM71 117H73L72 115H71ZM79 117V116H78ZM200 117V116H199ZM214 117V116H213ZM256 117H255V119H256ZM15 118V117H14ZM32 118V117H31ZM30 118V119H31ZM66 118V117H65ZM224 118V117H223ZM238 118H240V117H238ZM23 119V118H22ZM36 119V118H35ZM76 119V118H75ZM227 119V118H226ZM257 119H258V117H257ZM263 124H264V116H263ZM262 119H259V120H262ZM14 120V119H13ZM18 120H19V117H18ZM24 120H27V118H24ZM249 120V119H248ZM253 120V119H252ZM3 121V120H2ZM14 121H16V120H14ZM37 120H34V118L33 119H31V120H29L28 122L27 121H25V123L27 122V125L26 126H24V124L22 125V123H21V121H20V123H21V125L22 126H24V127H22V126H20L19 127V125L17 126V125H13L14 126V128H15V126H16V129L14 130V128H13V130L14 131H12L11 132V130L12 129H9V130H7L6 129V131H7V136L5 135V132L6 131H4L3 130V128H5L4 126H3V128L1 129V127H2V122H1V117H0V155H6L7 154V152L8 151H10L11 150V148H13V147H16V148H18L17 150H18V152L15 150V154H16V152L18 153L17 155L18 156H14L15 157V159H18V157L19 158H22V159H20V160H22V161H24V163L25 162H29V164L30 163H32V162H38V161H41L40 159H44V158H39V156L41 155V154H43L44 156H45V152H48V154L50 153L49 152V149H48V151H46L47 149H45V151H44V147L48 144V143H50V145H54V144H51V143H53L54 142V137L53 138H50V140L51 139H53V140H51L52 142H49L50 140L48 139V136L46 135V133L44 134V133H42V131L41 130H43V129H40V126H39V124L37 125V122H36ZM67 121H69L70 122V120H67ZM66 121V122H67ZM78 121V120H77ZM230 121V120H229ZM238 121V120H237ZM255 121V120H254ZM7 122V121H6ZM5 122V123H6ZM23 122V121H22ZM43 122V121H42ZM81 122H82V120H81ZM200 122V121H199ZM234 122V121H233ZM251 122H253V121H251ZM256 123H255V125H257V126H255V128L254 127H252V128H254V129H256L258 126H259V123H258V121L256 120L255 121ZM260 122V121H259ZM4 123V122H3ZM13 123V122H12ZM39 123V122H38ZM47 123V122H46ZM50 123V122H49ZM206 123V122H205ZM237 123V122H236ZM247 123V122H246ZM254 123V122H253ZM16 124H18V123H16ZM252 124V123H251ZM262 124V121H261V123H260V125ZM10 125V124H9ZM63 125V124H62ZM67 125V124H66ZM75 125H76V123H75ZM195 125V124H194ZM205 125V124H204ZM244 125V124H243ZM12 126V127H13ZM71 126H73V125H71ZM224 126V125H223ZM229 126V125H228ZM231 126V125H230ZM248 126V125H247ZM264 126V125H263ZM17 127H19V128H17ZM45 127H48V126H45ZM73 127H75V126H73ZM206 127V126H205ZM261 127V126H260ZM7 128V127H6ZM11 128V127H10ZM228 128V127H227ZM259 128V127H258ZM262 128V127H261ZM45 129V128H44ZM48 129V128H47ZM69 129V128H68ZM74 129V128H73ZM78 129V128H77ZM224 129H226V128H224ZM245 129V128H244ZM249 129V128H248ZM3 130V131H2ZM48 130H50V129H48ZM47 130V131H48ZM65 130V129H64ZM64 130H62V131H64ZM70 130V129H69ZM72 130V129H71ZM233 130V129H232ZM237 130H239V129H237ZM260 131L262 130V129H259ZM53 131V130H52ZM61 131V132H62ZM187 131V130H186ZM253 131H258V130H253ZM8 132H11V133H8ZM51 132V131H50ZM72 132V131H71ZM77 132V131H76ZM181 132V131H180ZM232 132V131H231ZM259 132V131H258ZM49 133V132H48ZM47 133V134H48ZM53 133V132H52ZM194 133V132H193ZM192 133V134H193ZM200 133V132H199ZM203 133V132H202ZM255 134H257L256 132H254ZM262 132H260V133H258V135L259 134H261ZM59 134V133H58ZM66 134V133H65ZM3 135H5V137L3 136ZM51 135V134H50ZM49 135V136H50ZM56 135V134H55ZM59 135H64L63 133H61V134H59ZM190 135V134H189ZM219 135V134H218ZM50 137H52V136H50ZM56 137H58V135L56 136ZM188 137V136H187ZM228 137V136H227ZM237 137V136H236ZM219 138V137H218ZM56 139V138H55ZM58 139H60V138H58ZM58 139H56V140H58ZM190 139V138H189ZM225 139V138H224ZM261 139V138H260ZM182 140V139H181ZM220 140V139H219ZM59 141V140H58ZM191 141V140H190ZM231 142V144H233V139L232 140H230ZM235 141V140H234ZM237 141V140H236ZM260 141V140H259ZM47 142V143H46ZM184 142V141H183ZM209 142V141H208ZM229 142V141H228ZM249 142V141H248ZM248 142H247V144H248ZM252 142V141H251ZM261 142V141H260ZM54 143H56V142H54ZM204 143V142H203ZM213 143V142H212ZM220 143H222V141L220 142ZM226 143V142H225ZM57 144V143H56ZM258 144V143H257ZM263 144H264V142H263ZM49 144H48V146H50ZM167 145V144H166ZM226 145H228V144H226ZM244 145V144H243ZM253 145V144H252ZM256 145V144H255ZM52 146H51V148H52ZM58 146H60V145H58ZM207 146V145H206ZM205 146V147H206ZM213 146V145H212ZM233 146H235V145H233ZM261 146V145H260ZM263 146V145H262ZM211 147V146H210ZM223 147H226V146H223ZM237 147V146H236ZM239 147V146H238ZM250 147V146H249ZM255 147H257V146H255ZM259 147V146H258ZM16 148H14V149H16ZM47 148V147H46ZM55 148V147H54ZM65 148V147H64ZM211 148H213V147H211ZM210 148V149H211ZM214 148H215V146H214ZM260 148V147H259ZM264 148V147H263ZM13 149V150H14ZM60 149V148H59ZM223 149V148H222ZM51 150V149H50ZM53 150V149H52ZM51 150V151H52ZM55 150H57V149H54L53 151H55ZM63 150V149H62ZM86 150H88V149H86ZM86 150H85V152H86ZM194 150V149H193ZM238 150V149H237ZM236 150V151H237ZM257 150V149H256ZM44 151V152H43ZM65 151V150H64ZM90 151V150H89ZM196 151V150H195ZM216 151V150H215ZM228 151V150H227ZM240 151H243V150H240ZM246 151V150H245ZM245 151H243L244 153L242 154V153H239L240 154V156L238 157V156H236L235 154L233 155L234 157L236 156V158L235 159H237V161H238V163H236L235 164V162H233L232 160L230 161V162H224V163H228L227 165L225 164L224 166H225V169L223 168H221L222 170H221V172H220V169H219V167H218V165H217V168L219 169V175H220V177H219V181L220 180H222V181H220L221 183H226L225 181H227V182H231V183H229V184H231V186H232V184L234 185V186H236L235 187V190L234 191H236L237 189L239 190V192H240V188H242V189H244V191H245V189H247L248 191H252L253 192V189L254 190H258L259 192H260V194H261V191H264V171H263V173L261 172V170H260V168H261V165L263 164V160H262V158H260L261 160L259 161V159L256 157L257 155L256 154H254V155H252V154H250L249 155V153L246 155L245 154ZM259 151H262V150H259ZM11 152V151H10ZM57 152H60V151H57ZM84 152V153H85ZM169 152V151H168ZM218 152V151H217ZM13 153V152H12ZM56 153V152H55ZM62 153V152H61ZM64 153V152H63ZM90 153V152H89ZM182 153V152H181ZM254 153V152H253ZM261 153V152H260ZM9 154L10 153H8V159H6L7 161H4L5 160V158H3L2 156H0V160L3 158L4 160V162L1 160L0 161V230H1V232H2V234H5L6 233V239L8 240H10V244H8L9 242H7V244H6V247L8 248V246L7 245H11V247H12V249L15 247L16 249H18L19 250V257H18V255H16L17 257H18V259H16L17 261H15V260H13V261H15V263L13 262V261H9V264L10 263H12V264H42V261L44 260V259H42V257H44V255L45 254H43V256H42V252L44 253V251H42L43 250V245H44V243H47V242H42V239L41 240H39L40 242H37L35 239L37 238V237H35V239H33V238H31V237H34V235L33 234H35V236H40V238H41V236H43V235H41V234H38V233H41V231H42V227L41 228H38L39 227V223L37 222L36 223V219H37V216H39V214H38V211L36 212V210H34L33 208H35L34 206H31L32 204H35V202L34 203H30V201H29V205L28 206H31V208L32 209H30V208H27L26 209V206H24V205H26L25 204V202L23 203L22 202V200L21 201H19V198H17V197H19L20 195H21V197H22V194H25L26 193V191H34V190H32V189H29L28 187H33V186H31V184L30 183H28V182H26L24 179L22 180V181H24V184H23V186L22 185H20L19 183H23V182H21L20 180H17V182L18 181H20L18 184L19 185H17V183H15V181H13V178L12 179H10L11 178V176H10V174L9 175H7L6 174V170H8V169H10V170H8L9 171V173L13 170V169H11V167L9 168V167H7V162H8V160H10V156H9ZM14 154V153H13ZM14 154V155H15ZM38 154H40V155H38ZM47 154V155H48ZM215 154V153H214ZM238 153H237V155H239ZM241 154H242V156H241ZM264 154V153H263ZM263 154H260V155H263ZM51 155H52V153H51ZM55 155V154H54ZM57 155V154H56ZM73 155V154H72ZM74 155H76V157H77V155L78 154H74ZM73 155V156H74ZM81 155H83V154H80V156ZM85 155V157L87 156V155H89L88 153H87V155H86V153L84 154ZM196 155V154H195ZM223 155L225 156V153H222V158H223ZM13 156V155H12ZM37 156H38V158H39V160L37 161L36 159H38L37 158ZM43 156V157H44ZM90 156H91V154H90ZM200 156V155H199ZM227 156H228V154H227ZM227 156H225V157H227ZM229 156H231L230 154H229ZM228 156V157H229ZM54 157V156H53ZM87 157H89V156H87ZM218 157V156H217ZM48 158V157H47ZM79 158V157H78ZM78 158H75V159H78ZM90 158H92V156L90 157ZM172 158H174V157H172ZM220 158V157H219ZM230 159L232 158V157H229ZM228 158V159H229ZM46 159V158H45ZM55 159V158H54ZM72 159H74V157H72ZM74 159V160H75ZM82 159H83V157H82ZM86 159H88V158H86ZM86 159H83V161L85 162V160ZM215 159V158H214ZM228 159H227V161H228ZM233 159V158H232ZM235 159H233L234 161H235ZM11 160H13V159H11ZM48 160V159H47ZM224 160H226V159H224L223 158V161ZM14 161V160H13ZM16 161V160H15ZM14 161V162H15ZM43 161V160H42ZM79 162H81L80 160H78ZM87 161V160H86ZM91 161V160H90ZM90 161H88V162H86V163H89ZM195 161H196V158H195ZM257 161V162H256ZM10 162V161H9ZM8 162V163H9ZM17 162V161H16ZM69 161L67 160V164L66 165H68L69 163H68ZM79 162H78V164H79ZM83 162V163H84ZM191 162H193V161H191ZM205 162V161H204ZM258 162H261V163H259L258 165H260V168H258V167H256L255 166V164H257ZM23 163V162H22ZM39 163V162H38ZM38 163H36V166H38V165H40L41 164V162H40V164H38ZM49 163V162H48ZM65 163H66V161H65ZM70 163H72V160H71V162ZM190 163V162H189ZM195 163V162H194ZM223 162H222V164H224ZM234 163V164H233ZM9 164H11V162L9 163ZM13 164V163H12ZM20 164V163H19ZM33 165H35V163H32ZM32 164H30L31 166H32ZM38 164V165H37ZM44 164V163H43ZM46 164V163H45ZM74 162L71 164V166L73 165L74 166ZM82 166H83V164L82 163H80ZM90 164L91 163H89L88 165L90 166ZM222 164H219L220 166L222 165ZM18 165V164H17ZM22 165V164H21ZM80 165V166H81ZM85 165H87V164H85ZM85 165H84V167H85ZM88 165H87V167H88ZM192 165V164H191ZM200 165V164H199ZM214 164H212V166H213ZM25 166V165H24ZM27 166V165H26ZM29 166V165H28ZM30 166V167H31ZM44 166H46V165H44ZM72 166V167H73ZM195 166V165H194ZM211 166V167H212ZM39 167V166H38ZM40 167H42V166H40ZM203 167V166H202ZM206 167V166H205ZM210 167V168H211ZM215 167V166H214ZM222 167H223V165H222ZM264 167V166H263ZM8 168V169H7ZM15 168V167H14ZM17 168V167H16ZM21 168H23V167H21ZM64 168V167H63ZM89 168H92V167H89ZM199 168L200 169H202L200 166H199ZM210 168H209V170H210ZM19 168H17V170H18ZM27 169H29V168H27ZM71 169V168H70ZM204 169V168H203ZM212 170H213V167L211 168ZM262 169V168H261ZM16 170V169H15ZM16 170V171H17ZM26 170V169H25ZM68 170H69V166H68ZM80 170V169H79ZM78 170V171H79ZM83 170V169H82ZM209 170H207V172L209 171ZM214 170H217V169H214ZM263 170H264V168H263ZM20 171V170H19ZM66 171H67V167H66ZM65 171V172H66ZM76 171V170H75ZM202 171V170H201ZM18 172V171H17ZM23 172V171H22ZM21 172V173H22ZM26 172V171H25ZM212 172V171H211ZM218 172V171H217ZM216 172V173H217ZM8 173V172H7ZM12 173V172H11ZM19 173V172H18ZM77 173V172H76ZM203 173V172H202ZM204 173H205V170H204ZM212 173H214V172H212ZM13 174V173H12ZM24 174V173H23ZM26 174H28V173H26ZM75 174V173H74ZM76 175V174H75ZM78 175V174H77ZM205 175V174H204ZM8 176V177H7ZM10 176V177H9ZM35 176V175H34ZM210 176L211 175H209L208 177L210 178ZM18 177H19V175H18ZM22 177V176H21ZM214 177V176H213ZM217 177H218V175H217ZM15 178H17V176L15 177ZM14 178V179H15ZM25 178V177H24ZM222 178V179H221ZM2 179V180H1ZM19 179H20V177H19ZM217 179V178H216ZM26 180H29V179H27L26 178ZM212 180V179H211ZM225 180V181H224ZM37 181V180H36ZM75 181V180H74ZM28 183L27 185H26V183ZM73 182V181H72ZM71 182V183H72ZM210 182V181H209ZM212 182H214V181H212ZM91 183V182H90ZM96 183V182H95ZM211 183V182H210ZM30 184V185H29ZM76 184V183H75ZM88 184V183H87ZM214 184V183H213ZM212 184V185H213ZM226 184H228V183H226ZM225 184V185H226ZM228 184V185H229ZM29 185V186H28ZM68 185V184H67ZM72 185V184H71ZM70 185V186H71ZM82 185V184H81ZM211 185V186H212ZM224 185V186H225ZM24 186H28V187H26V190H25V188H24ZM74 186V185H73ZM78 186H79V184H78ZM35 187V186H34ZM33 187V189H35ZM75 187V186H74ZM77 187V186H76ZM80 187V186H79ZM84 187V186H83ZM91 187V186H90ZM237 187H240V188H237ZM28 188V189H27ZM86 188V187H85ZM101 188V187H100ZM216 188V187H215ZM223 188V187H222ZM226 188V187H225ZM228 188V187H227ZM232 188H234V187H232ZM237 188V189H236ZM37 189V188H36ZM80 189H81V187H80ZM91 189V188H90ZM99 189V188H98ZM250 189H252V190H250ZM228 190V189H227ZM229 190H231V188L229 189ZM93 191V190H92ZM243 191V190H242ZM256 191H254V193L256 192ZM28 192V193H29ZM35 192V196L37 197V195H36V191H34ZM33 192V193H34ZM32 193V194H33ZM67 193V192H66ZM263 193V192H262ZM19 195V196H16V195ZM27 194V193H26ZM30 194H31V192H30ZM29 194V196L31 197V195ZM77 194V193H76ZM75 194V195H76ZM89 194H91L90 192H89ZM256 194V193H255ZM255 194H253V195H255ZM13 195L16 197H14L13 198ZM34 195H33V197H34ZM235 195V194H234ZM238 195V194H237ZM246 195V194H245ZM244 195V196H245ZM258 195V194H257ZM38 196H39V194H38ZM228 196V195H227ZM238 196H240V195H238ZM21 197H20V199H21ZM24 197V196H23ZM22 197V198H23ZM240 197H242V196H240ZM247 197V196H246ZM32 198V197H31ZM258 198V197H257ZM13 199H15L16 201H18L19 203H16V201H14ZM33 199V198H32ZM35 199V198H34ZM37 200L39 199V198H36ZM36 200V201H37ZM42 200V199H41ZM257 200V199H256ZM27 201V200H26ZM260 201V200H259ZM20 202L21 203H23V205L22 204H20ZM261 202V201H260ZM47 203V202H46ZM257 203H259V202H257ZM31 204V205H30ZM38 205V204H37ZM27 206V207H28ZM262 206H264V205H262ZM262 206H261V208H262ZM259 207V206H258ZM257 207V208H258ZM36 208H37V206H36ZM35 208V209H36ZM256 208V209H257ZM38 209V208H37ZM41 209H42V207H41ZM40 209V210H41ZM255 209V210H256ZM34 210V211H33ZM259 210V209H258ZM260 210H262V209H260ZM263 211V210H262ZM40 212V211H39ZM51 213V212H50ZM260 213V212H259ZM36 214H38V215H36ZM41 214V213H40ZM42 214H45V213H42ZM47 214V213H46ZM263 214H264V212H263ZM47 216V215H46ZM40 217H43V216H39V218ZM122 217V216H121ZM38 218V219H39ZM43 218H45V217H43ZM37 219V221H39ZM116 219V218H115ZM41 220H43V219H41ZM40 220V221H41ZM56 220V219H55ZM42 222H44V221H42ZM49 223V222H48ZM54 223V222H53ZM38 224V225H37ZM69 224V223H68ZM41 225V224H40ZM52 225V224H51ZM86 225V224H85ZM38 226V227H37ZM57 226V225H56ZM55 227V226H54ZM41 229V231H39ZM46 229V228H45ZM92 229V228H91ZM44 230V229H43ZM1 232H0V234H1ZM44 232V231H43ZM46 232V231H45ZM49 232V231H48ZM64 232V231H63ZM69 232V231H68ZM80 233V232H79ZM93 233V232H92ZM1 234V236H3ZM32 234V235H31ZM48 234V233H47ZM51 234V233H50ZM66 234H67V232H66ZM102 234V233H101ZM5 236V235H4ZM39 236H38V238H39ZM46 236H49V237H51V236H53V235H46ZM69 236V235H68ZM71 236H72V234H71ZM76 236V235H75ZM5 238V237H4ZM37 238V239H38ZM43 238H45V237H43ZM48 238V237H47ZM50 239V238H49ZM82 239V238H81ZM125 239V238H124ZM5 240V239H4ZM52 240H53V238H52ZM78 240V239H77ZM94 240H96V239H94ZM113 240V239H112ZM6 241V240H5ZM47 241V240H46ZM79 241V240H78ZM0 242H2L1 240H0ZM85 242V241H84ZM114 242V241H113ZM120 242V241H119ZM104 243V242H103ZM1 244V243H0ZM87 244V243H86ZM3 245H5V244H3ZM2 245V246H3ZM14 247H13V246ZM46 245V244H45ZM44 245V246H45ZM111 245V244H110ZM114 245V244H113ZM1 246V245H0ZM47 246H49L48 244H47ZM100 246V245H99ZM10 247V246H9ZM10 247V248H11ZM51 247V246H50ZM95 247V246H94ZM102 247V246H101ZM100 247V248H101ZM48 248V247H47ZM53 248V247H52ZM105 248V247H104ZM109 248V247H108ZM9 249V248H8ZM12 249H9V250H11L12 251ZM45 250H46V247L44 248ZM49 249V248H48ZM89 249V248H88ZM8 250V251H9ZM52 250V249H51ZM54 250V249H53ZM56 250V249H55ZM74 250V249H73ZM79 250V249H78ZM86 250V249H85ZM90 250V249H89ZM2 251V249H0V252ZM4 251V250H3ZM13 251H14V249H13ZM47 251V250H46ZM14 252H16V251H14ZM12 253L13 254V256L12 257H14V258H12V257H10V259H15V254L17 253ZM53 252V251H52ZM58 252H61V251H58ZM57 252V253H58ZM4 254V252H1V255H3ZM5 253H6V251H5ZM9 253V252H8ZM47 253H48V251H47ZM79 253V252H78ZM61 254V253H60ZM0 255V256H1ZM8 255V254H7ZM6 255V256H7ZM47 256V255H46ZM88 256V255H87ZM8 257V256H7ZM16 257V258H17ZM50 257V256H49ZM59 256H58V254H57V258H58ZM83 257H85V256H83ZM46 258V257H45ZM55 259H57L56 257H54ZM97 259V258H96ZM96 259H95V261H96ZM2 260V259H1ZM52 260H54V259H52ZM69 260V259H68ZM74 260V259H73ZM46 261H48L47 260V258H46ZM49 261H50V259H49ZM55 261V260H54ZM4 262H6V261H4ZM56 262V261H55ZM61 262H64V261H61ZM60 262V263H61ZM3 263V262H2ZM1 264V263H0ZM5 264V263H4ZM6 264H8V262L6 263ZM43 264H44V261H43ZM49 264V263H48ZM85 264V263H84Z\"/></svg>","mask_w":264,"mask_h":264}]
</instances>
